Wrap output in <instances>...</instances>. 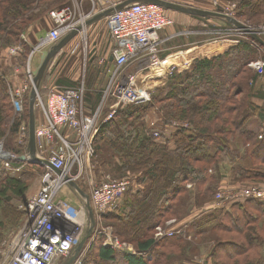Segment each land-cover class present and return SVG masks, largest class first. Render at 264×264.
Returning <instances> with one entry per match:
<instances>
[{"label": "trees", "instance_id": "trees-1", "mask_svg": "<svg viewBox=\"0 0 264 264\" xmlns=\"http://www.w3.org/2000/svg\"><path fill=\"white\" fill-rule=\"evenodd\" d=\"M53 1L0 0V49L18 44L22 34H29L36 17L47 16ZM56 1L57 6L66 2ZM224 1L238 6L239 20L247 18L252 26L264 27V0ZM34 36L37 38L35 33L30 37L32 43H36ZM251 41L193 60L187 69L166 76L168 83L158 88L151 102L125 106L108 122L99 120L92 162L109 172L111 179L132 181L116 208L103 216L100 227L111 228L115 237L134 245L136 253L122 254L105 246L107 236L94 233L84 248V264H198L206 240L213 242L207 254L211 264H264V201L231 202L224 209L204 212L218 190L227 186L224 180L229 177L237 185L264 187V130L259 139L247 129L252 118L264 122V104L253 102L255 98L264 101V69L258 72L249 67L261 57L260 46ZM19 57L27 64L30 54L21 52ZM2 92L5 94V84L0 78V137L11 114L6 112ZM103 95L85 94L84 111L89 117L98 110ZM26 106L30 107V100ZM155 108L166 120L189 127L177 129L164 143L155 142L145 122ZM28 119L30 114L22 115L13 132L24 121L29 126ZM20 148L27 153V145ZM26 182L3 180L0 211H5V204L12 208L13 198L23 199L29 190ZM190 182L195 184L192 189L187 187ZM208 203L201 216L193 213ZM14 209L15 216L8 213L13 225V220L18 223L26 217L22 210ZM104 219L110 221L105 227ZM171 220L177 222L175 229L184 232L156 239L157 227L165 229ZM3 237L0 246L9 241Z\"/></svg>", "mask_w": 264, "mask_h": 264}, {"label": "built area", "instance_id": "built-area-1", "mask_svg": "<svg viewBox=\"0 0 264 264\" xmlns=\"http://www.w3.org/2000/svg\"><path fill=\"white\" fill-rule=\"evenodd\" d=\"M84 1L90 2L94 9L88 15L82 10ZM214 2L217 4L218 0ZM98 3L102 4L103 11L113 9L107 17V25L114 43L112 57L117 67L116 72L104 91L101 105L91 117H87L83 111L86 91L84 83L79 88L52 86L47 88L43 97L38 93L36 106L41 107L44 113V122L36 127L37 156L41 160L39 164L44 165L42 161L47 160L60 173L48 167L40 191L20 206L26 216L25 225L15 240L6 241L0 246V264H60L73 255L90 228V223L86 204L79 209L73 205L69 196H62L60 193L70 186V181L80 184L91 168L99 115H102L109 99H113L119 107L151 102L153 89L141 81L147 75L166 73L167 76H172L178 71L173 62L160 57V33L175 23L163 8L155 4L133 3L122 10H116L120 3L111 0H75L74 5L51 13L55 26L40 39L39 46L28 61L32 84L35 77L31 67L33 57L38 52L53 47L79 27H82L79 35H82L85 42V23L94 16ZM235 8L236 5L232 4L227 10H223L227 16L236 19L231 12ZM260 28L264 34V27ZM240 33L241 30L236 27L221 28V41L239 37ZM212 35H220L219 30L212 31ZM78 48L80 44L75 46V50ZM18 53L19 48L11 50V55L16 56ZM132 66L135 69L130 74ZM28 89L29 86L25 85L16 92L17 97L22 98ZM14 103L16 111L23 112V103ZM115 114L116 110L111 111L108 120ZM174 127L186 129L189 126L188 123H173ZM155 136L160 137V133L156 132ZM20 143L27 146L29 144V126L26 123L20 129ZM23 157L24 160L5 151L3 142L0 141V166L9 168L20 161L32 162L28 151ZM194 186L192 182L187 185L189 189ZM130 187L129 180H110L100 186H91L90 203L96 222L92 234L104 233L107 236L105 246L135 254L136 250L115 237L111 228L100 227L104 214L118 205ZM252 199L264 201V187L252 185L219 192L206 212L224 209L231 202ZM174 221L167 222L166 228ZM165 229L157 227L155 238H171L184 232L177 229L164 231ZM86 251L87 248L83 249L72 264H84Z\"/></svg>", "mask_w": 264, "mask_h": 264}, {"label": "rangeland", "instance_id": "rangeland-1", "mask_svg": "<svg viewBox=\"0 0 264 264\" xmlns=\"http://www.w3.org/2000/svg\"><path fill=\"white\" fill-rule=\"evenodd\" d=\"M74 1L75 0H66V2L57 6L58 2L56 0H54L53 2H51L52 6H51V9L48 10L47 16L43 17L44 19H41V17H39V16L36 17L34 19L33 25H31L32 26L31 31L29 32V34L27 31L25 34H22L20 36L21 39L19 40L18 44H14L13 46H9V47L0 49V78H1L2 82L5 84V94L6 95L4 94V92H2L1 94L3 96L5 95V97H6L7 103L4 101L5 105L8 106L6 109V112L11 113L10 118L7 119V121H5V124H3V130H5V133L2 137H0V141L3 142L5 151L12 153L16 156L23 157L25 155V153L23 152L24 150L21 151V148H20V145H21V143H20V132H19L20 128L18 129V131L16 133H14L13 131L15 129V124L19 122L18 120L20 119V117L22 115L24 116V115L30 114L29 113V107L26 105H28L31 92L34 88V85L32 84L30 77H29V70L26 67L28 65V63L26 64V61L18 60L20 58L19 56L21 55V52H22V54L24 52H27V55L30 54V56H31L34 53V51H36L37 47L39 46L40 39L43 36H45V34H47L50 30H52L55 26L54 22L51 19V13L53 11L61 10V9H64L68 6L74 5ZM177 1H181V0H177ZM182 4L186 5L188 7L191 6L194 8H199V9L212 11V12H220L221 11L222 14L226 13L223 9L227 10V8L232 6V4H230V2H225L224 0H218L217 4L219 6L216 4V2H214V0H191V2H187V3L183 2ZM237 9H238V6L236 5L234 12L232 10H231V12L233 15H235L234 17H236V19L239 20L238 19L239 12ZM225 15H228V14L226 13ZM180 18H181L180 22L175 21L173 26L169 27L165 32L161 33L160 37L162 40H164L163 44L161 43V45H160V52L162 51L161 54H163L164 51L167 53L171 52V51H169L171 48V45L174 42H176L179 38L173 39L172 41L169 40L170 42H168L167 39L169 38V36L179 32L180 30H184V31L193 30L194 32L198 33V35L193 36L192 37L193 39H190L188 41L190 44L195 40V46L200 47L197 52H200L199 56H201V55H204V52L206 49V47L204 45L206 43L213 42V41L217 42L216 44L220 43V41H221V28L225 29V28L235 27V26L231 25L229 22H227L226 20L219 19V18H209V19L205 18V19H207L206 21H205V19H203V20L201 19L200 21H198L197 19L194 20L190 17H187V18L180 17ZM239 21L242 24L246 25V27L252 33L254 32V33L258 34L259 37L264 41V38H263L264 34L262 33L260 26H254V25L252 26V24H250V22L247 18L244 20H239ZM35 22L38 24L39 27L36 28L37 24ZM228 24H230L232 27L226 26ZM212 29L219 30L220 35H212V31H214ZM34 33L37 35V38L34 36L36 43H32L31 38H30L31 35H34ZM233 38H229L227 40L228 41L231 40V43H237V44L239 42H242V41H248L249 42L250 38L253 39V41H251L252 43H255V41H256L257 44L256 43L255 44L260 46V47L257 46V48L261 52V57L258 60H256V62L251 63L249 65V67L253 71H258V72L262 71L264 69V46H262L257 40H255L250 33H247L243 30H241L239 37H233ZM32 40H33V37H32ZM182 41L180 42L178 40L179 43H182ZM184 44H187V42L184 41ZM86 46H87V44H86ZM89 46H90V42L88 43V50L86 49V52L81 53V55H80V53H78V51H79L78 50L76 52V55L73 57H68V59H66V62L63 61L64 57H61V58L56 59V60L54 59L52 61L51 66L47 70L45 78L41 84L42 87H40V89H39V92H38L39 95H41L43 97L45 94L44 88L45 87L50 88V87L56 85L57 81H59V80L67 82V83L68 82L69 83L70 82L76 83L77 81L85 80L86 86L88 87V82H89L90 77H94V79H96V77H97V79H96L97 84L95 85L96 89L93 88V90H91V92H93V94L97 91L99 92V90L101 92V90H102L101 84L104 87V85L106 83V77L102 73H100L99 62L96 60L97 58H91ZM261 46H262V48H261ZM14 48H19V53H18V56L16 55V57L14 55H11V50H13ZM51 48L52 47L46 48L43 51L38 52L35 55V56H39L41 58V60H39L37 63L38 65L40 64V66H41V64L43 62L42 58L44 59L45 55L50 51ZM86 55H87V58H86ZM64 62H65V64H63ZM37 68H38V66H37ZM38 69L35 72H33L34 76L36 75V72H38ZM133 72H134L133 70H129L130 74ZM144 81H146V83H148V86L153 89V91H154L153 96H155L157 94L158 88L165 86L168 83L169 78H167L166 76H163V75L160 78H155L152 75H147L144 78ZM142 84H143V81H142ZM25 85H28L29 89L23 94L22 98L17 97L16 92L22 90ZM66 85H71V84H66ZM144 85H147V84H144ZM86 94H89V90H88V92L86 91ZM0 98H1L0 100H2V97H0ZM14 101H19V102L23 103V112L18 113L16 111ZM84 105H85V108H87L85 101L83 103V111L85 109ZM121 108H124V107H122V106L119 107L113 99H109L107 102L106 108L104 110H102V113H101L102 115H99L98 119L100 118V120L103 121L104 123L108 122L109 120L112 119L111 118L108 120V116H109L110 112L113 110H116V113H117V111L120 110ZM84 113H85V115H87L86 110L84 111ZM161 113H158L157 109L155 108V109L150 110L149 114L145 118V122L147 123V127L150 131V134L153 136L155 142H157L159 144L164 143V140H167V139L170 140L172 138V135L175 133V131L177 129H179V128H175V127L173 128V123H181V122H178L175 120H171V121L166 120L164 118V116L162 115L163 113L162 114ZM35 119H36V125L37 126L44 122V113H43V110L41 109V107H39V106L35 107ZM28 121H29V119H28ZM250 121L251 122L248 123V125H247V127H248L247 129L249 131L253 132L254 134H256L258 137L263 136L264 122H260L259 120H257V118H255V119L252 118ZM24 123H27V122L24 121ZM156 132L160 133V137L155 136ZM98 133H99V131H98ZM98 133H97V135H98ZM97 135L95 137V140L97 138ZM259 139H261V138H259ZM94 143H95V141H94ZM97 168L100 169L101 166L96 167L95 162H92L91 168L89 169V171L84 176V180H81L80 184L77 183L78 186L81 188V190L85 193V195H87L89 197H90L91 186H100V185L106 183L107 181L114 180V179H111L109 177L110 176L109 172L103 171L101 169L98 170ZM47 171H48V166L41 165V164L36 165V163H33L31 161H20V162H17L15 164L11 165V167H9V168L4 167V166H0V185L2 184L3 180L6 178H19V179L27 180L26 184L28 183V187H29V190H28L27 194L23 197V199L22 198H13L10 202V205H12L13 207L12 208L7 207V204H5L4 205L5 211L4 212L0 211V236L4 235V237H3L4 240H6V239L9 241L15 240L17 238L20 230L22 229V227L25 225V222H26V217H24L22 222L20 219H19L18 223H17V221L13 220L14 221V225H13L12 220L8 219L9 218L8 213L10 212L13 216H15L16 210L14 209V207L21 210L20 206L29 197L34 196L35 194H37L40 191L41 186H42V181H43ZM126 179L129 180L130 182H132L130 180L131 178H126ZM229 179L224 180L225 184H227V186L219 189L217 193L225 191V190H227V192H228L232 189H241L243 187L249 186V185L245 186L244 184L243 185H237L238 182H233L230 177H229ZM239 184H242V183H239ZM217 193H216V195H217ZM60 195L69 196L73 205L79 209H80V207L84 206V204H85V199L78 192H76V190L74 188H72L71 186L66 187L63 190V192L60 193ZM216 195H215V197H216ZM209 203L205 204L204 206H202L200 208H195V211L193 213L195 215L198 214V217L201 216L200 212L202 211L203 208H205V206L209 205ZM198 209H200V210L198 211ZM205 210L206 209H204V212H205ZM106 222H107V224H110V221H106L104 219V221L102 223V225L104 227L107 225V224H105ZM16 223H17V225H15ZM176 225H177V222L174 221L173 224H171V227L169 226V228H166L164 231H170V229H175L174 226H176ZM166 227H167V225H166ZM156 232H157V230H156ZM117 237L120 239L121 242H123L119 236H117ZM212 244H213V242L212 243L210 241L207 242V240H206V242H204L202 244V246L205 247L203 250V253L208 254V251L210 249V245H212ZM128 245L131 246V244H128ZM131 247H133V246H131ZM63 263L64 262H61L60 264H63Z\"/></svg>", "mask_w": 264, "mask_h": 264}, {"label": "crops", "instance_id": "crops-1", "mask_svg": "<svg viewBox=\"0 0 264 264\" xmlns=\"http://www.w3.org/2000/svg\"><path fill=\"white\" fill-rule=\"evenodd\" d=\"M111 1L117 2V3H122L126 0H111ZM167 1L177 3V4L180 2L179 4L182 6H185V7H188V6L183 5L182 4L183 2H185V3L191 2V0H181V1L167 0ZM189 7H191V6H189ZM83 8H82L83 12L87 15L89 13H92V11L94 10L92 4L90 2H87V1L83 2ZM192 8H194V7H192ZM105 11L106 10H104V11L102 10V4L98 3L97 8L94 12V16L92 18H90L89 20H92L95 16H97V15H99ZM166 12H167L168 16L174 20V22L175 21L180 22V19H181L180 17H184V18L190 17L194 20L195 19H197L198 21L201 20V19H199V17L187 15V14H184L181 12H175V11H166ZM85 29H86V40H85V42L83 41V38L81 37L82 35L81 36L77 35L68 44V46L60 54L57 55L55 60L59 59L61 57H64L63 61L66 62V59H68V57L75 56L76 52L78 50H79L78 53H80V55H81V53L86 52V49L88 50V43L90 42L89 49H90V53H91V58H97L96 60L99 62L100 73H102L106 77V83H105L104 87L101 84V88H102L101 93H104L105 89L108 86L109 81L111 80V78L113 77V74L116 72V69H117L115 62H114V59L111 60L113 58L112 57V51H113L114 43H113L112 36H111V33H110L108 25H107V17L102 18L100 20H97L88 26L85 25ZM167 29L163 30L162 32H165ZM161 33H160V36H161ZM196 35H198V33L194 32L193 30H190V31L180 30L179 32L169 36V38L167 39L168 42H170L169 40L172 41L173 39H177V38H179L178 40L180 42L182 40L183 41H182V43H179L178 40L176 42H174L171 45V48L169 50L171 52L167 53L164 51V53L161 54V52H162L161 51L160 57L164 60L169 59L171 62H173V64L175 66L178 67L179 71H183L184 69H187V67L192 63L193 60H195L197 58H202L205 56L210 57V56H213L215 54H221L228 48L229 45L236 44V43H231V40H229V41L225 40V43H227V45L221 44L222 43L221 41L219 44H216L217 42H214V41L208 42L204 45L206 47L204 55L199 56L200 52H197V51L199 50L200 47L195 46V40L190 44L188 41L190 39H193L192 37L196 36ZM184 41L187 42V44H184ZM163 42H164V40H162V44H163ZM78 44H80V48L75 50V46H77ZM86 44H87V46H86ZM86 58H87V55H86ZM39 60H41V58L39 56L33 57L32 64H31L33 72H35L38 68L41 67L40 64L39 65L37 64ZM42 60L44 61L43 58H42ZM65 62L63 64H65ZM37 66H38V68H37ZM134 69H135L134 66H132L130 68V70H133V71H134ZM162 75L167 76L166 73L155 74L152 76H154L155 78H160ZM96 79H97V77H96ZM96 79H94V77H90L89 82H88V87L86 86L85 80L77 81L76 83H71V82L67 83V82L59 80V81H57V84L54 86H57L60 88H79L82 85V83H84L86 91L88 92V90H89V92H91V90H93V88H95V85L97 84ZM141 83H142V81H141ZM66 84H71V85H66ZM143 84H148V83H146V81H144V79H143ZM45 88H47V87H45ZM86 91H85V94H86ZM99 92H100V90H99ZM253 102L258 106H263V104H264L263 100H260L257 98H255L253 100ZM86 116L89 117L88 115H86ZM85 204H86V201H85ZM189 239L191 240V237H189ZM131 246H133V249L136 250L134 245L131 244ZM204 248L205 247L202 246V253L196 259V261L198 264H211L210 261L208 260L207 254L203 253ZM118 252L124 254L123 251H118Z\"/></svg>", "mask_w": 264, "mask_h": 264}, {"label": "water", "instance_id": "water-1", "mask_svg": "<svg viewBox=\"0 0 264 264\" xmlns=\"http://www.w3.org/2000/svg\"><path fill=\"white\" fill-rule=\"evenodd\" d=\"M133 3L155 4L163 8L166 11L181 12L187 15L200 17V18L224 19L227 22H229L231 25L237 27L238 29L243 30L247 33H250L255 40H257L262 46H264V41L259 37L258 34L254 32L252 33L246 27V25L242 24L239 20L232 18L230 16H227L225 14H222L221 12H212V11H207V10H203L199 8L185 7L180 4L173 3L167 0H126L120 3L117 6L116 10H122L124 7L130 4H133ZM111 12H113V9L106 10L105 12L95 16L92 20H87L85 25L88 26L97 20L108 17L111 14ZM81 30H82V27H79L77 30H74L73 32L65 36L59 43L54 45L51 48V50L47 53V55L45 56L41 67L39 68L38 72L36 73L34 77V81H33L34 88L30 95L29 144H28V152H29V155L33 163L39 164L41 162V160L37 156L36 119H35V107H36V101H37L39 89L41 87L42 81L44 80L47 70L49 66L51 65L52 61L57 57L58 54H60L68 46V44L77 35H79V31ZM111 60H113V58ZM21 159L24 160L25 158L22 157ZM42 163H44V165L48 166L49 168L53 169L55 172L60 173L59 170H56L55 168H53L52 164L49 161L43 160ZM70 186L74 188L76 192H78L86 201V209H87L88 219L90 223V228L86 231L85 236L82 238L81 242L75 249L73 255L69 257L68 259H66L63 264H72L77 259L79 254L83 251L87 241L89 240L93 232L95 223H96L95 218H94V213H93L91 203H90V197L85 195V193L81 190V188L78 186L77 183L70 181Z\"/></svg>", "mask_w": 264, "mask_h": 264}]
</instances>
